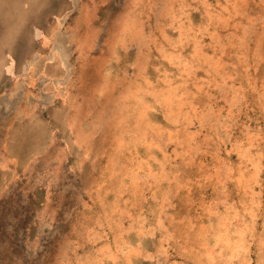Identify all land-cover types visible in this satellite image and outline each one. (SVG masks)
Segmentation results:
<instances>
[{"label":"rangeland","instance_id":"1","mask_svg":"<svg viewBox=\"0 0 264 264\" xmlns=\"http://www.w3.org/2000/svg\"><path fill=\"white\" fill-rule=\"evenodd\" d=\"M0 264H264V0H0Z\"/></svg>","mask_w":264,"mask_h":264},{"label":"bare ground","instance_id":"2","mask_svg":"<svg viewBox=\"0 0 264 264\" xmlns=\"http://www.w3.org/2000/svg\"><path fill=\"white\" fill-rule=\"evenodd\" d=\"M58 25V24H57ZM200 34V33H199ZM13 60L12 59H10V62H8L7 64H6V66H5V68H6V71L7 72H9V73H11L12 72V68H13V62H12ZM58 69V68H57ZM140 98H141V96H140ZM163 98V97H162ZM170 98V97H169ZM137 99V98H136ZM168 100V99H167ZM164 101V100H163ZM155 103V102H154ZM164 103V102H163ZM142 104H144V103H142ZM169 104V103H168ZM144 109V108H143ZM163 109V108H162ZM138 110V109H137ZM145 115V114H144ZM147 171V170H146ZM98 187V186H97ZM251 210V209H250ZM253 215V214H252ZM149 230V229H148ZM153 233V232H152ZM217 238V237H216ZM227 240V239H226ZM225 240V241H226ZM217 242V241H216ZM224 244V243H223ZM238 248V247H237ZM222 249V248H221ZM224 256H226V255H224ZM232 258V257H231ZM227 259V258H226ZM228 263H229V261H228Z\"/></svg>","mask_w":264,"mask_h":264}]
</instances>
